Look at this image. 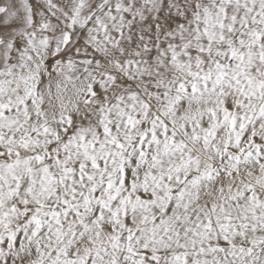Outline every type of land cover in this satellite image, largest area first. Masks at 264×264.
I'll return each instance as SVG.
<instances>
[{
    "label": "snow or ice",
    "instance_id": "obj_1",
    "mask_svg": "<svg viewBox=\"0 0 264 264\" xmlns=\"http://www.w3.org/2000/svg\"><path fill=\"white\" fill-rule=\"evenodd\" d=\"M0 264H264V0H0Z\"/></svg>",
    "mask_w": 264,
    "mask_h": 264
}]
</instances>
